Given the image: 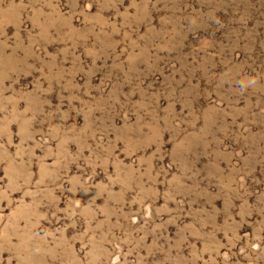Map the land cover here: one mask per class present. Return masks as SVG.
Here are the masks:
<instances>
[{
	"label": "rangeland",
	"instance_id": "1",
	"mask_svg": "<svg viewBox=\"0 0 264 264\" xmlns=\"http://www.w3.org/2000/svg\"><path fill=\"white\" fill-rule=\"evenodd\" d=\"M0 264H264V0H0Z\"/></svg>",
	"mask_w": 264,
	"mask_h": 264
}]
</instances>
